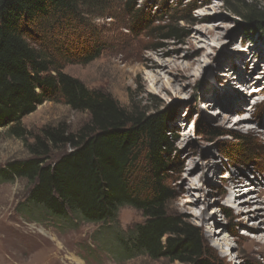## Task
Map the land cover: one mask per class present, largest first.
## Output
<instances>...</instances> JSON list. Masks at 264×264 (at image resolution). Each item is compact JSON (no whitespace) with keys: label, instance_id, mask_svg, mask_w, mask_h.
<instances>
[{"label":"rangeland","instance_id":"374dc122","mask_svg":"<svg viewBox=\"0 0 264 264\" xmlns=\"http://www.w3.org/2000/svg\"><path fill=\"white\" fill-rule=\"evenodd\" d=\"M233 1L114 0V17L91 16L90 33L82 30L74 38L65 35L59 39L72 44L70 49L77 53V57L73 55L75 63L64 64V72L91 89L110 93L127 108L151 113L170 111L169 128L176 138L167 172L173 196L170 212L195 224L223 264H264L262 254L249 252L255 236L264 233V122L259 127L264 121V33L249 34L245 21L232 9ZM245 1L264 8V0ZM172 28L177 33H170ZM92 48L97 52L89 54L94 52ZM241 48H250L251 52H242ZM240 54L250 56L247 76H260L261 83L250 84V80L246 86L238 81L242 72L231 69L227 60ZM262 57L263 65L254 72L255 63ZM149 59L166 64L176 60L181 68L166 69L162 81L156 84L151 69L144 66ZM189 64L190 69H183ZM223 69L230 70L236 81L234 93L248 99L246 115L230 110L231 105L233 110L236 106L224 95L229 93L231 78L221 76ZM219 96L222 99L218 104L211 105L212 99ZM244 116L255 119L248 122ZM229 117L230 121L225 120ZM88 118L87 112L46 101L22 123L35 135L44 126L62 123L74 131ZM238 134L247 135L258 146L252 160L241 156L231 162L226 158L224 147L236 144ZM27 141L32 142V136ZM60 153L52 152L49 162ZM30 157L24 141L0 128V168ZM191 169L195 179L183 182ZM242 174L256 187L238 197L239 201L254 196L250 213L247 205L228 204L225 199L230 186L224 182L229 175ZM30 188L22 177L0 180V264H181L167 259L155 261L145 254L124 250L117 238L144 220L135 208H122L118 226L105 229L80 219L75 222L68 218L67 222L38 214L29 216L20 213L18 207ZM182 200L194 204L184 207ZM256 207L259 214L254 215ZM221 226L222 236L228 239L224 249L212 238L220 235ZM209 230L210 238L206 235Z\"/></svg>","mask_w":264,"mask_h":264},{"label":"trees","instance_id":"16d2710c","mask_svg":"<svg viewBox=\"0 0 264 264\" xmlns=\"http://www.w3.org/2000/svg\"><path fill=\"white\" fill-rule=\"evenodd\" d=\"M231 4L249 34L264 33L263 7L245 0ZM113 12L114 0H0V128L24 141L31 155L0 168V180H28L30 192L18 211L29 216L80 219L105 229L118 226L122 208H135L144 220L117 238L128 254L223 264L195 224L170 212L167 172L176 141L170 111L127 108L64 72L77 53L59 38L90 33L89 17ZM46 101L87 112L88 121L74 131L62 123L32 135L22 120ZM236 139L224 147L226 158L252 160L258 146L244 134ZM55 151L59 157L49 162Z\"/></svg>","mask_w":264,"mask_h":264},{"label":"bare ground","instance_id":"6f19581e","mask_svg":"<svg viewBox=\"0 0 264 264\" xmlns=\"http://www.w3.org/2000/svg\"><path fill=\"white\" fill-rule=\"evenodd\" d=\"M240 50L242 52H245V50H246V52H249V53L251 52V49L250 48H248V49H244V48L242 49L241 48ZM168 53H169V51H168ZM263 57L262 58H259V61H257L255 63V66L253 67L254 68L253 69L254 72L257 71L263 65V64H261V62L263 61ZM249 58H250V56L245 57V55L240 54V55H237L236 57L235 56H230L228 58V60H227L229 62V64L231 65L230 67H232L231 69L237 70L238 73L242 72L241 75L238 77V81L243 82L244 83L243 85H246V86H248V83H249L248 81H250V80H251V83L250 84H253L254 83V85H255V84L261 83V77L260 76H257V77H255V76H253V77L252 76H249L248 77L247 76V74H249V72H247V70H248L247 68L250 65V61H251ZM237 64L239 65V67H240L241 70L240 69L239 70L237 69L238 68V67H236V66H238ZM144 66L146 68L151 69V71L153 73L151 76L153 78V81L156 84H159L162 81V72H166V69H167V72H168L169 69L178 70L179 68H181L180 63L179 62L177 63L176 60H174L173 63L172 62H168L166 64V62H164V61H162V62L160 61L158 63V62H154V61H152V60L149 59L147 62L144 63ZM191 66H192V64H189L188 66L184 67L183 69H187V68L190 69ZM220 73H222L221 76H223L224 78H231L230 79L231 81L228 83V87H227V90L229 91V93L224 94V95H227L231 99V104H233L232 102H234V104L236 106V109L233 110V106L230 104L231 105V107H230L231 109L230 110L233 111V112H238V113L243 112L241 114L242 115H246L245 114L246 113V110L244 111V109H245L244 106H245V102H247L248 99L246 98V96L242 98L241 97L242 95H240V94L238 95V94H235L234 93V90L233 89L235 88L234 86L236 85V81H233L232 80L233 77L231 76L232 74H231L230 70L227 71V69H223V72H220ZM255 78H256L257 81L254 80ZM161 88L164 89L165 88V85L163 84L161 86ZM255 93H256L255 90L252 91V95H254ZM221 99H220V96L217 99L216 98L212 99L211 105L218 104L217 101L218 100H221ZM223 99H224V101H227V98H225V96L223 97ZM254 99H256V98H254ZM220 104L222 106H224L225 108L228 106V105L222 104V102ZM256 106L259 107V103H257ZM230 119H231V117L225 118V120H227V121H230ZM253 119H255L254 116L253 117H245L244 118V120H248V122L251 121V120H253ZM263 122H264L263 120L260 121L259 127H261V125H262ZM262 132H263V130H261V134H262ZM214 169H215V167H214ZM193 171L194 170L191 169L189 171L188 175H184L185 176V179H183V182L186 181V180L189 181V183H192L193 182V179H195L194 178L195 176L194 175H191V173H193ZM214 175H215V172H214ZM207 177H209V175ZM244 179H246V175L244 176L243 174L240 177H238L236 175H229L228 179L224 182V184L226 183L227 185L230 186L229 191H227V194H225V199H226V201H227L228 204H231V203H239V204L247 205V207H249L248 208L249 210L247 212L250 213V210L252 209L250 207V205L253 204V202H255V199H253L254 196L252 198H246V199L239 200V201H238V197L250 193L252 190H255L256 187H254L255 185H253L254 183L252 181H250V180L249 181H246ZM233 196L235 198L234 199H231ZM182 202H183V200H182ZM261 203H264V198L261 201ZM190 204H194L193 201H192V203H187V201L183 202V206L184 207L185 206H188ZM258 210H259V208L256 207V209L254 210V213H255L254 215L259 214V211ZM248 213H246V214L249 217L250 215ZM222 228H223V230L221 231L220 235L218 234L219 235L218 237L216 236V237H212V238H213L214 241L215 240L217 241L216 242V245L219 248L224 249L225 248V245L228 244V239L226 237H223L222 236L223 235L222 232H224V227L221 226L220 229H222ZM263 234H258L257 236H255V239L252 241V243L250 245V249H249V252L250 253H252V254L260 253V254H262L264 256V235ZM206 235L209 236V238H210V236L212 235V231L209 230ZM224 253L225 254H228L226 252H224ZM240 264H242V263H240Z\"/></svg>","mask_w":264,"mask_h":264}]
</instances>
